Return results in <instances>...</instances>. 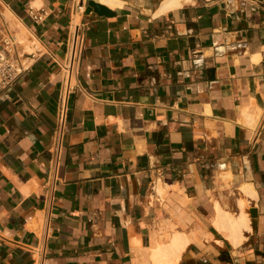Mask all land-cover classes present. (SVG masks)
Masks as SVG:
<instances>
[{"label":"crops","instance_id":"crops-1","mask_svg":"<svg viewBox=\"0 0 264 264\" xmlns=\"http://www.w3.org/2000/svg\"><path fill=\"white\" fill-rule=\"evenodd\" d=\"M3 1L39 50L0 96V264H33L46 218L43 264H264V0ZM241 199L236 239L214 222ZM174 236L178 256L157 254Z\"/></svg>","mask_w":264,"mask_h":264},{"label":"built area","instance_id":"built-area-1","mask_svg":"<svg viewBox=\"0 0 264 264\" xmlns=\"http://www.w3.org/2000/svg\"><path fill=\"white\" fill-rule=\"evenodd\" d=\"M17 19L11 16L8 5L0 0V96L4 90L13 86L19 75L30 68L35 52L39 50V41L27 29L26 35H21L16 29ZM85 25L75 24L67 41V48L60 61V85L56 105L55 124L49 146V164L55 170L62 153V134L68 117V95L75 88L77 81V66L83 46ZM27 47L31 48L30 50ZM47 218L41 225L42 241L35 247L33 264H43L44 239Z\"/></svg>","mask_w":264,"mask_h":264},{"label":"bare ground","instance_id":"bare-ground-1","mask_svg":"<svg viewBox=\"0 0 264 264\" xmlns=\"http://www.w3.org/2000/svg\"><path fill=\"white\" fill-rule=\"evenodd\" d=\"M99 1L104 3V4L110 5V6L115 5V2L113 0H99ZM179 1L180 0L176 1L177 4H179ZM173 5H176V4H173ZM19 25H20V27H23L20 23H19ZM19 25H17V26H19ZM243 191H248V192H250V194L251 193L253 194V192H254V190H252L253 191L252 192L251 189L250 188L248 189L247 187H246V189L244 188ZM248 192H247V194H249ZM238 207H239L240 211H239V214L237 213L238 215L236 214L235 216H231L227 213L223 214L222 211H221L222 213L220 212L219 207H216V209L219 210V213L216 212L217 217H216V220L214 222L217 229L221 230L225 227L224 225H226L227 227H225V228H228L232 232L233 236L234 235H235V237H236V235L242 236V229L248 228V226H249L248 225V217L244 211V199L239 200ZM232 235H230V236H232ZM235 237H234V239H235ZM237 238L238 237H236V239ZM184 245H185V242L182 240L181 237L174 236L169 247L167 249H164V251L162 249H157V254L164 255L165 257L171 256V258H174V257L178 256L179 251L184 247ZM169 251H170V254H167ZM156 260H157V258H156Z\"/></svg>","mask_w":264,"mask_h":264},{"label":"water","instance_id":"water-1","mask_svg":"<svg viewBox=\"0 0 264 264\" xmlns=\"http://www.w3.org/2000/svg\"><path fill=\"white\" fill-rule=\"evenodd\" d=\"M90 6H92L93 10L98 14L111 15L112 10L108 8V6L98 0H88L87 1Z\"/></svg>","mask_w":264,"mask_h":264},{"label":"rangeland","instance_id":"rangeland-1","mask_svg":"<svg viewBox=\"0 0 264 264\" xmlns=\"http://www.w3.org/2000/svg\"><path fill=\"white\" fill-rule=\"evenodd\" d=\"M23 28V27H22ZM21 28V31H20V34L21 35H26L27 34V31L25 30V28L22 29ZM28 50H30L31 48L27 47ZM239 202V201H238Z\"/></svg>","mask_w":264,"mask_h":264}]
</instances>
